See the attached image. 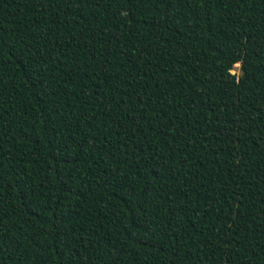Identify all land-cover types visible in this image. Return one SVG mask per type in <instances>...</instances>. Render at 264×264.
<instances>
[{
	"label": "trees",
	"instance_id": "trees-1",
	"mask_svg": "<svg viewBox=\"0 0 264 264\" xmlns=\"http://www.w3.org/2000/svg\"><path fill=\"white\" fill-rule=\"evenodd\" d=\"M0 264H264V0H0Z\"/></svg>",
	"mask_w": 264,
	"mask_h": 264
},
{
	"label": "rangeland",
	"instance_id": "rangeland-1",
	"mask_svg": "<svg viewBox=\"0 0 264 264\" xmlns=\"http://www.w3.org/2000/svg\"><path fill=\"white\" fill-rule=\"evenodd\" d=\"M233 72H237V66L233 68Z\"/></svg>",
	"mask_w": 264,
	"mask_h": 264
}]
</instances>
